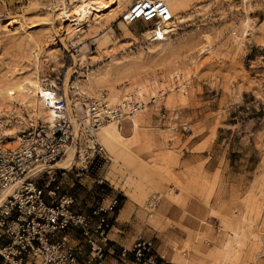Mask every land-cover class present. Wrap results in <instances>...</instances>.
I'll use <instances>...</instances> for the list:
<instances>
[{
	"label": "rangeland",
	"instance_id": "1",
	"mask_svg": "<svg viewBox=\"0 0 264 264\" xmlns=\"http://www.w3.org/2000/svg\"><path fill=\"white\" fill-rule=\"evenodd\" d=\"M130 1L71 21L59 14L71 0H0V80L33 72L42 87L65 93L81 112L88 95L104 93L114 103L111 98L143 86L146 102L164 91L138 113L135 133L123 122V147L114 154L104 148L105 157L83 166L71 150L47 201L66 193L74 209L90 211L101 191L97 180L123 187L148 214L157 206L149 212L152 194L182 205L191 194L206 204L213 197L217 205L209 213L218 216V237H207L200 219L198 229L186 228L183 243L172 242L170 257L219 264L221 249L230 255L226 264H264V0H165L173 7L172 32L152 41L148 22L119 20ZM161 103L171 120H159ZM9 110L43 117L19 103L0 113ZM184 122L190 130L182 129ZM180 137L184 141L177 144ZM195 140L194 149H208L227 169L226 199L219 193V166L210 172L204 157L194 165L181 161L182 147ZM47 177L43 172L37 181Z\"/></svg>",
	"mask_w": 264,
	"mask_h": 264
},
{
	"label": "built area",
	"instance_id": "2",
	"mask_svg": "<svg viewBox=\"0 0 264 264\" xmlns=\"http://www.w3.org/2000/svg\"><path fill=\"white\" fill-rule=\"evenodd\" d=\"M119 17L125 23L148 22V37L156 40L171 31L174 13L165 0H131ZM160 98L159 94L151 96L147 103ZM45 100L52 109L50 120L25 110L0 113V264H79L81 244L87 248L84 264H103L106 235L119 204L118 196H111L106 205L97 203L90 211L74 209L73 197L66 193L48 202L46 195L54 196L60 185L56 173L63 176L66 170L40 166L54 163L70 145L78 159L85 162L83 166L105 157L97 138L99 125L110 120L120 126L129 123L143 102L133 93L114 103L104 93L88 95L83 113L78 104L67 102L64 93L45 96ZM157 115L159 120L172 119L162 103ZM12 122L21 126L18 142L7 145V127ZM181 127L191 129L187 122ZM43 172L48 177L39 183L37 179ZM158 201L156 194L148 197L149 212ZM73 229L80 230L81 242H72ZM153 245L151 238L139 236L129 247L122 246L120 255H131L143 264H162L152 253Z\"/></svg>",
	"mask_w": 264,
	"mask_h": 264
},
{
	"label": "crops",
	"instance_id": "3",
	"mask_svg": "<svg viewBox=\"0 0 264 264\" xmlns=\"http://www.w3.org/2000/svg\"><path fill=\"white\" fill-rule=\"evenodd\" d=\"M175 141L179 144L184 141V138L180 137L179 140ZM197 142V140L187 142L182 147L181 161L187 165H194L204 157V169L210 172H213L219 166L222 178L219 193L221 198L226 199V189L230 183L226 174L228 173L227 169L225 166L220 165L221 163L217 157H212L208 149H194V145ZM211 161H213V165L207 169ZM97 181L99 182L96 187H99L101 191L97 192L98 199L89 209H92L97 203L106 205L110 197L115 194L119 199L117 210L111 219V227L106 235V254L103 264H143L136 261L131 255L128 257L120 255L122 246L129 247L139 236L153 240L152 253L162 264H183L186 258H178L177 255L170 257V254L174 251L172 242L183 243L185 238H187L186 228L198 229L200 219L204 221L202 231L206 233V236L218 237L220 231L218 228L219 224H217V221H219L218 216L209 213L211 205H217L213 201L215 200L213 197L209 199V204H206L201 195L191 194L183 205L164 197L159 200L154 211L148 214L147 210L140 206L123 187L113 186L108 182H104L105 184L107 183L108 186H106L100 180ZM167 219L169 222H165ZM70 238L72 242H81L83 240L79 229H73L70 232ZM206 242L208 246H214L211 240H206ZM81 247L79 264H84L87 248L85 244H81ZM194 257L200 259V255H195Z\"/></svg>",
	"mask_w": 264,
	"mask_h": 264
},
{
	"label": "bare ground",
	"instance_id": "4",
	"mask_svg": "<svg viewBox=\"0 0 264 264\" xmlns=\"http://www.w3.org/2000/svg\"><path fill=\"white\" fill-rule=\"evenodd\" d=\"M125 1L126 0H71L69 7L64 6L60 10L59 14L65 16L68 19H71V21H75V20L81 21L84 19H88L91 13H94L95 15L100 16L102 13L106 12L107 10L109 11L113 7L121 5V2H125ZM168 5L173 11V7L170 4ZM181 11H182L181 8H179L178 13L180 14ZM118 18L120 21H122L119 15H118ZM173 20L171 21V24H170L171 27L173 24ZM171 32H172V29L169 33L165 35H168ZM165 35H162V37L158 39H162ZM152 40L153 39H151V41ZM6 78L5 80L4 79L0 80V110L12 109V107L16 103H19L21 105H25L26 107H30L33 111H38V113H40L45 119H48V120L52 119V116H53L52 109L47 103V101L45 100V96H52V94L54 96L59 95L56 89H54L50 85L48 86V88H51V89L53 88V90H49L47 88L42 87L38 79L35 78V76H33V72H32V76H24L23 74H21V72L20 73L15 72V73L7 75ZM173 86L171 87V89L175 88ZM185 86L187 87L188 85L186 84ZM143 91H144L143 86H138L136 88V91H128L125 95H122V97L119 99H116L114 97L110 99L111 101L121 102L124 98H126V96H129L130 93H133L136 99L141 100L143 102L142 108L138 110L137 112H133V114L130 117V122H129L130 134L131 133L133 134L136 132L137 128L139 127V123L142 120V116L138 113L141 112L146 106H148V103H147L148 100H146L145 102L143 99L144 97ZM158 91H157V94H159V96H162V93H164V91L163 92L161 90H158ZM156 95H152V96H156ZM13 111L20 113L19 110H13ZM85 111H86V107L82 108V112L84 113ZM30 114L37 116L33 112H30ZM20 127L21 126H19L15 122H12L7 127V132L10 133L9 135L10 138L5 142V144L13 145L18 142V135H19L18 131L20 130ZM122 128L123 127L120 126L116 121H111V120L106 122L105 124L99 125L96 132L99 135L100 143L104 146L107 152L114 154L115 149L123 147V146H120V144L122 142V139H124L125 136L122 132H119V130H122ZM71 150H73L72 152H74V146L72 145L68 146L64 154L60 158H57L54 163H50L49 165L42 164L40 167L53 166V165L65 166L67 163H69L68 160L73 155ZM227 252L225 250L223 251L221 249L219 250V253L222 255L220 256L222 259H221V262H219V264H226V260L230 256L228 255Z\"/></svg>",
	"mask_w": 264,
	"mask_h": 264
}]
</instances>
